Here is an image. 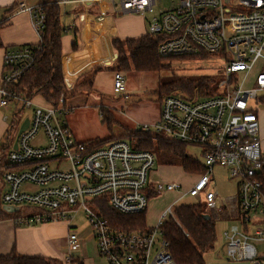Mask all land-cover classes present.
Here are the masks:
<instances>
[{
    "label": "built area",
    "instance_id": "2783aa9c",
    "mask_svg": "<svg viewBox=\"0 0 264 264\" xmlns=\"http://www.w3.org/2000/svg\"><path fill=\"white\" fill-rule=\"evenodd\" d=\"M57 6L68 4H110L117 12L146 15L158 0H51ZM170 0L148 20V32L162 35L159 54L164 58L220 54L225 58L222 90L208 96L164 94L161 113L154 124H142V131L165 135L199 148L205 172L183 194L204 193L208 208L216 207L217 192L208 190L215 166L229 169L237 181L238 220L224 235L227 256L231 260L264 264L253 239H264V227L255 225L264 218V147L260 138L259 109L264 91V68L246 82L260 58H264V0ZM31 15L38 43L6 48L4 70L0 76V104L11 100L33 107L29 125L21 133L17 148L7 155L11 169L3 172L7 191L6 206L34 209L19 215L16 222L33 224L53 220L69 221V244L72 251L67 263L85 264L73 254L79 244V231L71 221L80 210L85 213L98 253L108 264H178L170 251L162 225L174 216L175 206L166 208L160 221L146 231L116 230L91 202L107 196L111 207L125 214L146 211L150 173L156 164L153 151L137 149L130 141L117 139L96 146L93 141H78L68 126L66 106L36 105L19 98L9 85L29 71L43 47L47 14L43 3L29 5L21 1L18 12ZM9 16L0 18V23ZM70 29V27H68ZM114 93L127 97L125 74H114ZM43 132L45 142L33 143ZM195 156V155H194ZM67 161L68 169L52 167ZM30 184L33 189L24 188ZM159 193L182 190L179 183H158ZM253 227V228H249Z\"/></svg>",
    "mask_w": 264,
    "mask_h": 264
},
{
    "label": "crops",
    "instance_id": "0c3cea01",
    "mask_svg": "<svg viewBox=\"0 0 264 264\" xmlns=\"http://www.w3.org/2000/svg\"><path fill=\"white\" fill-rule=\"evenodd\" d=\"M21 1H26L29 5H39L51 0H0V6L6 8L4 12L0 14V18L4 16H9L10 18L0 27V39L2 42V46H0V76L4 70V53L7 47L24 44H35L39 41V36L32 26L30 13L27 11L18 12V5ZM111 9L112 11H115L112 6ZM102 10H106L104 4H68L64 6L63 9L66 14L64 15L66 18V26L70 27L69 32L62 38L64 51L62 63L65 81L69 88L74 87L78 81H81L82 79L85 81H93L92 87L90 89L84 90L80 95L70 98L64 102L66 108L68 109V113L66 114L68 117L66 118L65 116V120L68 126L71 128L74 137L78 141L82 142H90L97 139L105 140L111 137H122L127 133V129L135 130L142 124L151 125L156 123L161 112V96L157 103L153 100L127 101L129 99V94H131L133 91L141 93L142 91L153 90V88H149L148 84L139 85V81H148V75L146 74H149L150 72L136 71L134 69L125 72L127 97H122L121 95L116 96V93H114V70L101 69L94 74L92 73V71L99 66H113L118 57V51L112 42L115 37L122 39L138 37L147 32L143 23L141 26L135 24L134 26L136 29H134L132 32L121 34V31L119 30V21H121L123 18L114 19L113 16L105 13L107 10L100 14L99 11ZM135 14L136 13H129L126 15L138 18L139 16ZM75 35L77 37L78 43L77 49H73L72 47ZM85 77H88L89 79ZM36 97L40 98V103H36L34 98L32 100L34 104H48L41 96ZM18 102H20L22 104L21 106L24 107L23 102L18 100L15 102L16 106ZM102 105L111 110L114 118L117 121V124L114 126L112 131H110L108 126L102 122L100 114V106ZM22 107L20 108V111L22 110ZM9 109L10 107L2 106L0 104V140L6 138L7 145L5 146H8V150L10 151L14 148L16 138L14 141L11 139L10 131L9 134H7V137H4L5 131H7V126L9 125L6 121V111H13ZM130 111H135L138 114L137 118L130 117L128 115ZM123 112L125 114H123ZM19 113H16V109L12 113L16 121H19ZM100 121L103 124L100 123ZM12 125L14 129V123ZM261 140L264 147V139L261 138ZM162 163L164 164L160 166L162 171L178 167L181 168L184 173L192 174L193 181L191 187L195 184L200 175L197 172H188L184 170L183 166L180 164H166L165 162ZM7 169L9 168L4 166L0 167V176L3 180L4 187L3 193H5L8 188L7 183L3 179V172ZM214 177L215 175L213 176V179ZM155 179L158 178L155 177ZM212 181L208 186V190L217 192V190H214L216 183L212 184ZM158 183L160 182L150 181L149 187L147 188V192L150 197L149 202L151 199H154V201L163 199V196L159 197L161 196V193H159L156 189V185ZM183 195L184 194L181 192L178 198L165 207L159 217L158 222L160 221V218L162 217V214L166 208L170 205L175 206V201L180 199ZM200 196H202L205 201L204 193L200 194ZM217 198L218 192L216 196V207L207 208V211L216 219V229L217 223L219 221L227 220L230 221L231 224L225 227L223 231L224 245L222 247H217L215 245L214 248L209 251L212 255H209L210 257L208 258L206 257L208 252H206L207 254H204L206 263L251 264L249 261L231 260L227 256V239L224 233L225 231H228L231 226L240 225L238 220L237 181L236 195L230 207L226 204H217ZM69 224L70 223L67 220H53L33 224H21L17 223L16 218L14 217L0 218V255H7L15 251L22 255L56 258L60 260L62 264H71L67 263L66 260L69 253L72 251V247L69 244ZM255 225L264 227V218L262 221L255 223ZM88 226V234H83V232L87 230V226H84L81 230H78L79 246L76 248L77 250L75 249L73 251L84 254L85 242L87 240H93L97 254L99 257L105 260V264H108V261L98 253L93 232L91 231L89 224ZM249 228L251 229L253 227ZM252 242L257 247L259 255L264 256V239H253ZM82 261L85 263L84 258Z\"/></svg>",
    "mask_w": 264,
    "mask_h": 264
},
{
    "label": "trees",
    "instance_id": "16d2710c",
    "mask_svg": "<svg viewBox=\"0 0 264 264\" xmlns=\"http://www.w3.org/2000/svg\"><path fill=\"white\" fill-rule=\"evenodd\" d=\"M43 5L47 14L43 47L37 55L33 67L17 82L9 85V88L23 100H33L36 96H41L49 105L58 107L61 103L65 105L64 102L68 99L90 89L93 81L82 79L72 88L67 85L63 73L62 38L69 32V29L61 20L62 8L60 6L51 1H46ZM4 23H0V27ZM162 38V35H151L148 31L138 37L125 39L115 37L112 42L118 51V57L113 66H99L92 73L101 69H112L114 73L121 71L124 74L133 69L147 72L160 71L164 66V57L159 54L158 50ZM0 46H2L1 39ZM72 47L73 49L78 47L76 35ZM210 54L199 55L206 57ZM213 82L214 80L208 77L195 81L177 77L168 83L161 84L158 92L161 98L164 94L172 93H180L186 97L195 94L208 96L213 93L210 92L214 89ZM261 102L264 105V98H261ZM100 114L102 122L112 131L117 121L111 110L102 105ZM127 130V133L122 137L97 139L93 143L96 146H101L117 139H125L137 149L158 150L160 154L168 158L162 160L166 164H180L188 172L199 174L205 172L206 169L201 162L189 155L186 144L150 131ZM8 149V146L0 147V167L11 169V165L7 161ZM91 202L104 220L116 230L146 231L151 228L146 225L147 209L142 213L125 214L111 207L107 196L96 197ZM206 206L202 202L175 206L174 216L167 218L162 225L165 238L170 243L172 256L178 264H207L204 254L214 248L217 241V229L216 219L207 211ZM33 211L34 209H21L18 212H9L0 203V218H16ZM0 264H62V262L56 258L22 255L13 251L7 255H0Z\"/></svg>",
    "mask_w": 264,
    "mask_h": 264
},
{
    "label": "rangeland",
    "instance_id": "374dc122",
    "mask_svg": "<svg viewBox=\"0 0 264 264\" xmlns=\"http://www.w3.org/2000/svg\"><path fill=\"white\" fill-rule=\"evenodd\" d=\"M170 0H158L155 9L151 12H148L146 15H141L139 13H136L135 15L139 16L138 18L131 17L129 15H126L124 13H119L117 11H112L110 4H104L106 10L99 11L100 14L102 13H108L110 16H113L114 19L116 18H123L121 21H119V30L121 31V34L123 33H130L135 28V24L141 26L144 23V26L146 28V31H148V20L154 17L159 13L161 9H165L169 6ZM238 4V0H232L230 3L231 7H234ZM62 8V22L66 24V18L64 17L65 11H63L64 7ZM6 8L0 6V14L4 12ZM164 66L160 71H152L147 76L148 81H139L140 84H148L149 88H153L152 91H142L141 93L138 92H131L129 94V99L127 101H140V100H153L154 102H158L160 99V94L158 92V89L161 84H165L170 82L171 80L175 78H183L184 80H198L200 78L208 77L211 80H214V89L210 92L216 93L222 88L220 87V79L224 75V64H225V58L221 56L220 54H210L209 56L203 57L201 55H197L194 57H170V58H164L163 59ZM264 68V58H260L250 76L248 81L246 82V86L250 87L254 85V78L256 74L261 71ZM150 77V78H148ZM212 93V94H213ZM263 94L264 98V91L261 92ZM119 94H116V96ZM123 97V96H122ZM34 101L36 103H40V98L35 97ZM15 100H11L9 102L8 107H10L9 110H15L16 113H19L20 108L22 107L21 103L18 102L17 106L15 104ZM18 107V108H17ZM161 107V105H160ZM264 107V106H263ZM13 111H6L7 114V123L9 124L7 126V131H5V136L7 137V134H9V131L11 132V139L14 141V139L17 136V133L19 131V128L27 117L33 116V107L24 106L22 107V110L20 111L19 115V121H16L13 117ZM161 113V112H160ZM123 114H125L123 112ZM259 119H260V136L264 139V109H259ZM128 115L132 118H137V113L135 111H130ZM68 115L66 116V118ZM14 123V129L13 124ZM100 123H102L100 121ZM103 124V123H102ZM137 130H142L141 126L137 127ZM45 142V135L43 132H40L39 135L36 137V139L33 140V143H43ZM6 144V138H3L0 140V147H4ZM12 147V145H11ZM11 149V148H10ZM188 153L191 157H197L201 161L203 160V157L199 153V148L195 146H187ZM156 156V164L154 166V170L151 173L150 181H158V182H164V183H173L177 182L182 185V190H175V191H164L161 192V196H163V199H160L158 201H154V199H151L147 206L146 211V225L149 227H154L157 225V222L159 220V217L162 213V211L165 209V207L169 204H171L180 193H184L185 190L190 189L193 176L192 174H186L181 170V168H171L165 171H162L160 169L161 165H164L162 160L168 159L164 157L158 150L153 151ZM9 153V150H8ZM195 155V156H194ZM52 167L58 166L62 169H68L69 164L67 161L63 160L59 165H56V163H51ZM179 165V164H178ZM214 179L212 181V184H215L214 190H217L218 192V198H217V204H226L230 207L232 202L234 201V197L236 195V179L233 178L230 174V171L228 168L223 166H216L214 169ZM158 178V179H155ZM24 188L27 189H33V186L30 184H25ZM3 180L0 176V203L2 206H5L3 202ZM202 202L205 203L202 196H190L188 194L181 196L180 199H177L175 201V206H178L180 204H190V203H198ZM208 207L206 206V209ZM169 218V217H167ZM166 218V219H167ZM165 219V220H166ZM86 217L84 210L78 212L73 218H72V224L76 226L78 230H81L84 226H87V230L83 232V234L89 233V226L88 223L86 225ZM231 224L230 221L222 220L217 223V241L215 245L217 247H222L224 245V238H223V231L225 227L229 226ZM92 231V230H91ZM77 250V249H76ZM85 253L80 254L79 252L73 251V254L76 258L85 260V264H105V260L103 258L99 257L97 254L95 245L93 240H87L85 242ZM79 251V250H78ZM211 251V250H210ZM207 254V253H206ZM209 255H212L211 252L208 251L207 258L210 257Z\"/></svg>",
    "mask_w": 264,
    "mask_h": 264
},
{
    "label": "water",
    "instance_id": "95a60500",
    "mask_svg": "<svg viewBox=\"0 0 264 264\" xmlns=\"http://www.w3.org/2000/svg\"><path fill=\"white\" fill-rule=\"evenodd\" d=\"M29 122H30V117H27L23 123L21 124L20 128H19V131L17 133V136H16V140H15V144H14V148L16 149L17 148V143H18V139H19V136L21 135V133L27 128V126L29 125ZM3 208L9 212H16L18 210V207H15V206H3Z\"/></svg>",
    "mask_w": 264,
    "mask_h": 264
}]
</instances>
